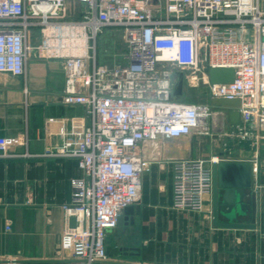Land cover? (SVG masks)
<instances>
[{
    "label": "built area",
    "instance_id": "obj_1",
    "mask_svg": "<svg viewBox=\"0 0 264 264\" xmlns=\"http://www.w3.org/2000/svg\"><path fill=\"white\" fill-rule=\"evenodd\" d=\"M107 29L120 30L125 45L112 66L98 58V38ZM29 56L60 60L62 101L85 107L77 147L50 152L75 158L82 171L71 178V198L62 205L72 264L107 259V231L139 199L147 146L228 125L241 139L264 138L262 0H0V72L23 75ZM207 66L232 67L233 79L211 83ZM178 71L190 84H206L210 98H239V123L229 122L226 108L174 95ZM26 143L0 136V159L30 156L11 151ZM219 160L172 161L175 208L207 210L211 164Z\"/></svg>",
    "mask_w": 264,
    "mask_h": 264
},
{
    "label": "crops",
    "instance_id": "obj_2",
    "mask_svg": "<svg viewBox=\"0 0 264 264\" xmlns=\"http://www.w3.org/2000/svg\"><path fill=\"white\" fill-rule=\"evenodd\" d=\"M107 31L121 37L118 29L101 35ZM30 40H38L37 32ZM64 79L60 60L35 56L27 58L23 75L0 72V136L25 139L26 145L11 151L31 154L0 159V264L74 261L63 236L62 205L70 201L71 178L81 177L82 171L75 158L50 152L77 147L86 112L83 105L62 101ZM225 128L227 133L194 132L147 146L150 163L140 175V195L133 204L138 212L122 211V222L107 231L102 264H264V138L241 139L228 132L231 126ZM208 156L251 163V185L244 197L248 211L237 220L254 227L215 226L211 195L209 214L173 206L172 161Z\"/></svg>",
    "mask_w": 264,
    "mask_h": 264
},
{
    "label": "water",
    "instance_id": "obj_3",
    "mask_svg": "<svg viewBox=\"0 0 264 264\" xmlns=\"http://www.w3.org/2000/svg\"><path fill=\"white\" fill-rule=\"evenodd\" d=\"M211 83H224L233 79L232 67H205ZM177 78L173 84V94L180 96L184 88L183 72H177ZM210 103L216 107L228 109V119L231 124L239 123L240 113L237 107L240 105L239 98L211 97ZM211 217L212 223L218 227L251 228L253 222L237 220L238 216L247 213L248 206L244 202L247 188L251 185L252 165L243 161H219L211 164ZM133 205L123 209L124 213L132 212ZM136 213L138 209L134 210ZM2 209H0V216ZM222 217L223 220H219ZM123 217L117 218V224L122 222ZM138 216L134 221L138 223ZM71 226L75 224V218L69 219Z\"/></svg>",
    "mask_w": 264,
    "mask_h": 264
},
{
    "label": "rangeland",
    "instance_id": "obj_4",
    "mask_svg": "<svg viewBox=\"0 0 264 264\" xmlns=\"http://www.w3.org/2000/svg\"><path fill=\"white\" fill-rule=\"evenodd\" d=\"M262 6L264 7V0H262ZM105 35H99L98 38V58L102 62L113 63L122 60L120 52L125 50V45L122 42L119 33L112 34L107 31ZM122 51V52H123ZM180 100L198 102V103H210V95L206 84L195 83L190 84L184 81V88L180 95ZM224 130V129H223ZM227 129H225L226 132ZM228 132L229 131L228 129ZM212 132L210 131V134ZM227 133V132H226Z\"/></svg>",
    "mask_w": 264,
    "mask_h": 264
}]
</instances>
